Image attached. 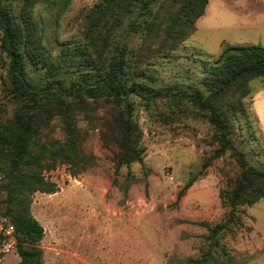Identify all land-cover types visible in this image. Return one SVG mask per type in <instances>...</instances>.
Segmentation results:
<instances>
[{"label": "rangeland", "instance_id": "374dc122", "mask_svg": "<svg viewBox=\"0 0 264 264\" xmlns=\"http://www.w3.org/2000/svg\"><path fill=\"white\" fill-rule=\"evenodd\" d=\"M97 1L70 0L66 8L53 2L35 5L33 15L43 22V43L54 57L62 52L59 42L73 44L84 38L86 15ZM11 2L18 15L21 0ZM228 44L264 45V0H209L195 30L178 49L149 65L155 88L149 99L131 94V108L104 99L76 103L73 122L80 146L95 161L76 176L68 164L59 163L45 173L59 190L31 197L28 210L45 229L38 244L43 264H264V198L240 206L242 224L219 232L214 245L201 224L215 225L228 217L230 206L222 195L238 180L242 158L264 168V129L254 102L264 91V77L249 82L244 98L248 118L239 113L232 121L229 137L235 150L221 148L215 127L195 105L177 101L180 94L201 88L206 64ZM9 63L0 48V122L11 120L23 103L12 90ZM28 70L29 78L43 85L44 70ZM125 109H131L142 131L144 157L116 171L119 148L110 125ZM44 131L42 141L66 137L60 116L52 117ZM195 175L192 186L178 198ZM4 197L5 192L0 194V238L1 226L11 223ZM209 250V259L200 262ZM20 260L16 248L1 264Z\"/></svg>", "mask_w": 264, "mask_h": 264}, {"label": "trees", "instance_id": "16d2710c", "mask_svg": "<svg viewBox=\"0 0 264 264\" xmlns=\"http://www.w3.org/2000/svg\"><path fill=\"white\" fill-rule=\"evenodd\" d=\"M0 0L1 52L10 57L12 90L23 103L15 116L0 122V194L5 214L17 234L19 264H43L39 242L44 226L28 210L36 192L55 193L59 186L45 173L59 163L68 164L76 176L90 167L95 156L82 151L73 122L74 108L83 99H104L119 107L131 108V94L150 98L154 75L149 67L154 58L168 56L195 30L209 0H98L86 15L84 38L72 43L59 42L62 52L54 57L43 43L42 20L33 15L36 4L57 3L66 8L70 0H21L15 15L11 0ZM132 38L138 41L131 42ZM29 66L44 70L46 81L39 86L29 78ZM200 84L191 94H180L178 101H190L208 118L217 131L223 150H235L229 134L239 113L248 118L244 98L253 78L264 77V45H226L219 57L206 64ZM76 73L77 77L64 74ZM65 123L66 137L46 138L52 117ZM110 129L119 148L116 171L123 165L143 161L142 131L131 109L120 110ZM239 153V152H238ZM240 155L243 154L240 152ZM192 177L179 191L180 198L192 186ZM230 206L225 221L206 222L214 245L219 232L242 224L239 207L264 198V168L241 160V173L230 191H223ZM211 250L200 262L209 259Z\"/></svg>", "mask_w": 264, "mask_h": 264}, {"label": "built area", "instance_id": "2783aa9c", "mask_svg": "<svg viewBox=\"0 0 264 264\" xmlns=\"http://www.w3.org/2000/svg\"><path fill=\"white\" fill-rule=\"evenodd\" d=\"M0 238V264L3 262L6 255L11 253L17 247V234L15 226L12 223H6L1 226Z\"/></svg>", "mask_w": 264, "mask_h": 264}, {"label": "crops", "instance_id": "0c3cea01", "mask_svg": "<svg viewBox=\"0 0 264 264\" xmlns=\"http://www.w3.org/2000/svg\"><path fill=\"white\" fill-rule=\"evenodd\" d=\"M256 96L254 102L257 104V116L264 129V91L258 92Z\"/></svg>", "mask_w": 264, "mask_h": 264}]
</instances>
